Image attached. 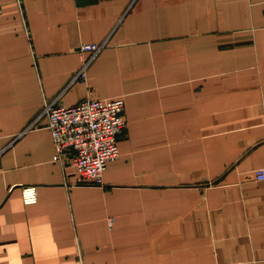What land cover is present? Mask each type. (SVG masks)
<instances>
[{
    "label": "crops",
    "instance_id": "0c3cea01",
    "mask_svg": "<svg viewBox=\"0 0 264 264\" xmlns=\"http://www.w3.org/2000/svg\"><path fill=\"white\" fill-rule=\"evenodd\" d=\"M61 92L125 99L101 184L16 138ZM1 149L0 264H264V0H3Z\"/></svg>",
    "mask_w": 264,
    "mask_h": 264
},
{
    "label": "built area",
    "instance_id": "2783aa9c",
    "mask_svg": "<svg viewBox=\"0 0 264 264\" xmlns=\"http://www.w3.org/2000/svg\"><path fill=\"white\" fill-rule=\"evenodd\" d=\"M2 1L0 0V3ZM107 43V38L100 42L81 43L79 50L82 64L72 81L87 79L89 66ZM62 93L46 101L35 120L31 121L16 138L36 126L42 117H46L55 146L54 160L64 165L75 166L86 182L101 184L109 162L120 156L119 139L128 127L125 99L88 96L77 104L68 106L60 102ZM2 152L1 149L0 155ZM254 177L258 180L264 179V167L257 168ZM38 196L37 185L22 187L25 204L36 203Z\"/></svg>",
    "mask_w": 264,
    "mask_h": 264
}]
</instances>
